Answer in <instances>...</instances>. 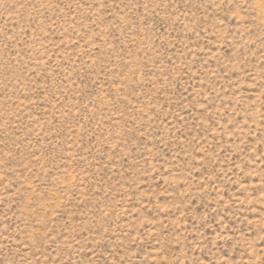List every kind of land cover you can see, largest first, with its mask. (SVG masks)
Returning a JSON list of instances; mask_svg holds the SVG:
<instances>
[{
  "label": "rangeland",
  "instance_id": "1",
  "mask_svg": "<svg viewBox=\"0 0 264 264\" xmlns=\"http://www.w3.org/2000/svg\"><path fill=\"white\" fill-rule=\"evenodd\" d=\"M0 264H264V0H0Z\"/></svg>",
  "mask_w": 264,
  "mask_h": 264
}]
</instances>
